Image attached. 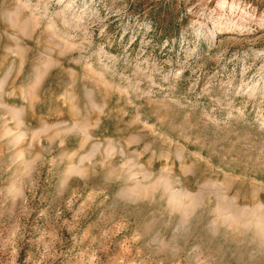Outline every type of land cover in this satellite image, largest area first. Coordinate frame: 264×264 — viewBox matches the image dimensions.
<instances>
[{
    "label": "rangeland",
    "instance_id": "obj_1",
    "mask_svg": "<svg viewBox=\"0 0 264 264\" xmlns=\"http://www.w3.org/2000/svg\"><path fill=\"white\" fill-rule=\"evenodd\" d=\"M0 264H264V0H0Z\"/></svg>",
    "mask_w": 264,
    "mask_h": 264
}]
</instances>
